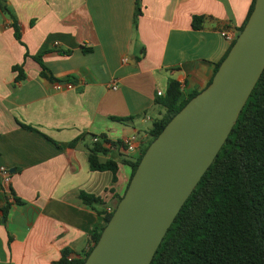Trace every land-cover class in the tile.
Returning <instances> with one entry per match:
<instances>
[{
    "label": "crops",
    "instance_id": "1",
    "mask_svg": "<svg viewBox=\"0 0 264 264\" xmlns=\"http://www.w3.org/2000/svg\"><path fill=\"white\" fill-rule=\"evenodd\" d=\"M1 1L10 13L0 4V167L12 179H0V264H54L64 249L89 250L165 114L170 81L184 97L206 89L232 44L223 34L238 36L254 0H140L137 31V0ZM40 55L57 81L42 77ZM15 66L24 81L15 82ZM133 135L131 152L123 143ZM101 136L114 145L98 161H114L115 174L90 169L88 146ZM82 193L99 202L86 204ZM7 195L21 203L5 220Z\"/></svg>",
    "mask_w": 264,
    "mask_h": 264
},
{
    "label": "trees",
    "instance_id": "2",
    "mask_svg": "<svg viewBox=\"0 0 264 264\" xmlns=\"http://www.w3.org/2000/svg\"><path fill=\"white\" fill-rule=\"evenodd\" d=\"M255 2L256 0L253 1L239 33L248 22ZM139 3L140 0H137L133 23L136 31L142 13ZM0 4L4 11L10 13L4 1ZM201 23V17L193 18L195 29H200ZM14 27L16 37L20 39L19 28L16 24ZM34 59L42 69V77L52 82L57 81L45 66L42 55ZM223 60L216 66L214 75ZM13 70L18 72L16 83L26 79L22 66H15ZM199 93L194 91L184 97L179 83L176 80L170 81L167 94L161 101L165 114L154 121L149 132L150 140L141 155L129 163L133 170L131 179L150 144ZM24 127L32 129L26 125ZM106 144L114 145L105 136H101L97 142L88 146L90 169L109 170L115 174L118 167L114 161L105 164L98 161V156L109 150ZM6 198L7 204L2 209L5 220L12 204L9 202V195ZM81 199L88 205L99 202V199L84 193L81 194ZM15 200L17 204L21 203L19 199ZM113 213L104 215L94 227L92 245L83 256L71 257V250L64 249L61 258L54 264H84ZM100 214L103 215L104 212ZM151 264H264V72L227 141L183 205Z\"/></svg>",
    "mask_w": 264,
    "mask_h": 264
},
{
    "label": "water",
    "instance_id": "3",
    "mask_svg": "<svg viewBox=\"0 0 264 264\" xmlns=\"http://www.w3.org/2000/svg\"><path fill=\"white\" fill-rule=\"evenodd\" d=\"M264 72V0L211 84L150 144L84 264H151L185 202L231 134Z\"/></svg>",
    "mask_w": 264,
    "mask_h": 264
},
{
    "label": "built area",
    "instance_id": "4",
    "mask_svg": "<svg viewBox=\"0 0 264 264\" xmlns=\"http://www.w3.org/2000/svg\"><path fill=\"white\" fill-rule=\"evenodd\" d=\"M223 36L228 41H230L231 43H233L236 40V38H237V35L235 34L234 31L225 32L223 34ZM64 87H65V89H73L74 86L72 84H65V86H63L61 83H54V88L56 90H62ZM113 88L117 89L116 86H114ZM163 95H164V93L158 92V96H163ZM98 140H99L98 137L94 138V142H97ZM136 143H137V137L135 135H133V136L128 137L127 139L124 140L123 146H124V148L127 151H131L132 152V151H134L136 149ZM0 179H1L2 183L6 184V185H9L10 182H11V179H12L11 172L9 171V169H7L4 166L0 167ZM9 201L11 203H16L15 198H11V199H9ZM113 212L114 211H112V209H108V213L107 214H111Z\"/></svg>",
    "mask_w": 264,
    "mask_h": 264
}]
</instances>
